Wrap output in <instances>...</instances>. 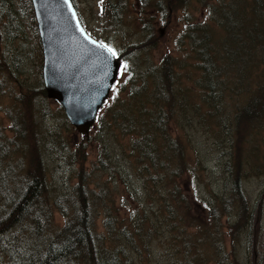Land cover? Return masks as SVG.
<instances>
[{
  "label": "rangeland",
  "instance_id": "374dc122",
  "mask_svg": "<svg viewBox=\"0 0 264 264\" xmlns=\"http://www.w3.org/2000/svg\"><path fill=\"white\" fill-rule=\"evenodd\" d=\"M112 1L115 0H109L110 4ZM122 1L123 12L119 19L115 20L109 17L110 7L107 4L104 11L100 10L101 0H73L86 32L121 57L119 76L110 90L109 97L99 109L98 116L106 120L114 112L122 110L123 105L117 102L128 100L129 89L132 87L147 82V92L150 94L156 82L154 78L160 76L157 72L160 63L163 60L171 61L173 75L171 72V77L167 78V81L171 80L176 90L181 89L183 94L181 93V96L177 94L174 105L164 109L165 120H168L171 126L169 132L173 138L185 144L184 149L190 164L194 165L197 162L200 169L204 170L200 182L201 194L204 193V188L216 190L219 194L218 203L223 201L226 204L232 193L231 200L237 201L234 205L239 206L247 202L250 204L249 209L260 208V212L256 214L258 220L250 229L254 236L250 242L252 247L256 248L253 256L245 260L240 258L243 254V243L235 245L232 251L239 258L240 264L264 262V258H261L263 254L256 253L264 249V108L254 113L255 115L245 116L237 112L247 99V91L252 93L259 85L264 86V49L255 46L249 51L250 44L231 62L230 58H225L231 52L229 48L225 49V45L227 43L231 45L232 36L211 18L221 4H232L237 9L241 8L243 0H160L159 11L145 7V3L141 4L142 0ZM260 1L264 6V0ZM250 2L254 3V0ZM14 6L19 8L20 3L17 2ZM18 15L21 20V32L10 26L12 23L10 17H0V54L7 57L10 50L16 52L21 50L18 56L25 63L18 85H12L10 81L5 80L4 86H0V133L3 134L5 130L10 137L15 138L13 141L10 139L11 142L2 138V141L9 145L8 151L4 153V159L12 166L10 174L19 183H15L12 178L9 179V183L14 187L22 188L34 174L42 175L44 192L36 202L41 203V210L46 217L49 213L52 215L53 227L56 228L65 222V217L60 213L63 205L66 206L67 213L81 207V198H77L80 196L79 192L73 190L78 181L77 170L82 168L86 175H90L87 172H90L92 164L96 161V150H99L101 143L103 145L102 140H107L109 144V158L113 161L111 164L117 168L131 166L128 157L131 150L130 142L134 133L138 131V125L126 130L119 119L120 125L105 124L102 128L96 119L87 135L79 133L75 126L69 123L62 107L46 95L42 78L43 52L35 16L33 23L24 13ZM261 19L264 21V7ZM245 23L247 24V20ZM197 26L200 28L195 32ZM10 28L16 32L8 36ZM257 28L264 38V23L257 24ZM203 33H207V36L205 41L201 42L198 36ZM193 34L195 36L191 38ZM201 46L218 48L216 52L219 59L218 69L224 79L231 73H241L247 64L233 92L226 83L219 86L218 91L222 98L219 102L215 100V103L228 120L227 130L226 126L217 125L221 118L218 115V105L213 108L211 102L203 98L208 88L200 81L201 65L197 56ZM167 81L166 84H169ZM126 102L133 104L134 98ZM147 106L151 105L147 103ZM17 109L19 110L15 113L17 127L15 135L8 125L12 123L9 114ZM107 132L113 137L112 142L106 138ZM157 138L159 139V136ZM197 160L203 162V167ZM235 169V174L243 183L242 190L249 195L247 197L250 201L244 198L237 200L239 187L235 184L238 182L233 184L236 180L233 178ZM100 175L101 180L98 179ZM88 176L87 179L83 178L86 180L81 183V186L87 183L85 194L83 190L80 191L84 199L91 201L95 230L102 232L104 207L96 200L98 187H95L93 182L100 180L99 184L104 186L105 192L106 190L113 192L114 180H110L106 170L95 171L92 177ZM133 180L134 183H139L135 175ZM224 183L227 184L226 189ZM117 185L116 190L120 196L123 189L119 180ZM183 186L189 189V195L192 194L190 184L185 178ZM68 188L73 190L71 193L76 196L62 198V194L68 191L66 190ZM92 188H95L94 195L88 193ZM192 195L194 196V193ZM199 196L195 198L198 202L207 197L206 194ZM113 199L119 200L116 195ZM46 200L49 205L42 204ZM255 200L257 203L253 204ZM74 201L77 202L73 204ZM205 201L212 205L209 197ZM222 207L224 205H220V208ZM124 212L128 213L126 209ZM222 212L231 215L230 210L225 209ZM225 220L222 218L223 232ZM242 228L241 226L238 229L241 233ZM170 234L164 231L155 239L148 241L146 246L140 245L138 254L135 250H127L133 257L128 264H173L181 253L178 252L177 242L169 240ZM255 238L259 241L255 242ZM227 241L226 245L229 246L230 242ZM5 260V264H9L8 257ZM3 262V256H0V264Z\"/></svg>",
  "mask_w": 264,
  "mask_h": 264
},
{
  "label": "trees",
  "instance_id": "16d2710c",
  "mask_svg": "<svg viewBox=\"0 0 264 264\" xmlns=\"http://www.w3.org/2000/svg\"><path fill=\"white\" fill-rule=\"evenodd\" d=\"M250 1L243 0L241 8L237 9L232 4L223 3L211 16L212 20H215L228 32V35L232 36L231 45L228 43L225 45V49L229 48L231 51L225 58H230L231 62L250 44L249 51L255 46L264 49V38L257 28V24L264 23L261 19L264 6L260 0H254V3ZM17 2L20 3L19 8L14 6ZM144 3L145 7L155 8L158 11L161 8L160 0H142L141 4ZM106 4L110 7L109 17L118 20L124 9L123 1L115 0L110 4L109 0H101L100 10L104 11ZM19 13H24L34 23L31 0H0V17H10L12 19L10 26H14L21 32ZM198 28L200 27L197 26L195 32H198ZM15 32L11 28L8 29V36ZM193 36L195 35L193 34L191 38ZM206 36L207 33H203L198 37L202 42L205 41ZM214 47L201 46L197 56L200 59L198 63L201 65L200 81H203L208 88L203 98L210 101L213 108L218 105L215 100L219 102L222 98L218 91L219 86L226 83L233 92L247 66L246 64L241 73H231L224 79L218 69L219 59L216 56L218 48ZM20 51L10 50L7 57L0 54V86H4L5 80L10 81L12 85H18L21 71L25 67V63L18 56ZM249 55L251 57L250 53ZM237 60L240 63V60ZM172 67L171 61L163 60L157 70L160 76L154 78L155 90L153 85L149 94L147 82L138 87H132L129 89L128 100L134 98L133 104L127 103L126 99L122 102L116 100L117 104L123 105L122 110L114 112L106 120L105 118L103 120L102 116L97 117L102 128L105 124H118L119 119L126 130L138 125V131L134 133L130 142L131 150L128 157L131 166L117 168L116 165L111 164L113 161L109 158V144L107 140H102L103 145L101 143L99 150H96V161L92 164L90 172H87L90 175H86L82 168L77 170L78 181L73 186V190L79 192L80 196L77 198H81V207L67 213L66 206L63 205L60 213L65 217V222L56 228L53 227L52 215L49 213L46 217L41 210V203L36 202V199L44 192L43 177L40 173L32 175L29 182L22 188L14 187L9 183V179L12 178L19 184L10 174L12 166L4 159V153L8 151L9 145L3 142L2 138L8 142L15 138L10 137L5 130L3 134L0 133V198L2 197L0 256L4 258L3 264L6 263V257L9 264H128L133 257L127 253V250H135L138 254L140 245L146 246L148 241L155 239L164 231L171 233L169 240L177 242L178 252L181 253L173 264H240L239 258L232 251L235 245L238 246L240 243H243V254L240 258L245 260L253 256L256 248L252 247L250 242L251 237H254L250 229L258 220L256 214L260 212V208L249 209L250 204L247 202L239 206L234 205L237 201L231 200L232 193L229 198L232 202L229 200L226 204L223 201L218 203L217 195L219 194L216 190L210 191L206 188L203 189V194L209 197L212 205H208L205 201L206 196L202 202L195 199L203 195L200 182L204 170L200 169L197 162L194 165L190 164L185 153V144L171 136L170 122L165 120L163 114L165 108L174 105L177 94L180 96L181 93L183 94L181 89L176 90L171 80L167 81L171 77V72L173 75ZM166 81L169 84H166ZM244 93H246L245 89ZM263 94L264 86L261 85L252 93L247 91V99L244 100L241 109L236 108L237 112L245 116L260 112L264 108ZM147 103L151 106L148 107ZM19 109L9 114L12 123L8 126L15 135L17 133L15 113ZM217 110L221 117L217 125L226 126L227 130L228 120L219 111V105ZM209 124L211 125V119ZM131 131L134 132V129ZM106 138L110 142L114 140L108 132ZM122 151L124 152L123 149ZM198 162L203 167V162ZM103 170L108 172L110 180H114V191H104V186L99 184L101 175L98 177L99 181L93 182L95 187H98L97 193L95 188L88 190V193L93 195L96 193L97 202L104 207L103 231L97 232L91 201L82 196L88 186L87 183L81 186V183L85 182L87 176L92 177L93 172ZM235 172L236 169L233 171V178L236 179L233 184L238 182L235 184L239 187L237 200L244 198L250 201L247 197L249 195L242 190L241 179ZM133 175L139 183H134ZM184 178L190 184L194 196L191 193L189 195V189L184 188ZM118 180L123 189L120 196L116 190ZM226 187L227 184L224 183V189ZM66 190L68 191L62 194V198L68 199L75 195L71 193L73 190L69 188ZM80 190L84 193L82 194ZM114 195L119 198L118 201L113 199ZM88 198L93 200L90 196ZM48 200L42 204L49 205ZM76 202L74 201L73 204ZM256 203L255 200L253 204ZM220 205L224 207L220 208ZM125 209L128 213L124 212ZM225 209L230 210L231 215L222 212ZM222 218L226 219L224 232ZM241 226L242 233L238 231ZM226 241L230 242L229 246L226 245ZM257 241L259 240L255 238V242ZM256 253H262L261 258H264V249Z\"/></svg>",
  "mask_w": 264,
  "mask_h": 264
},
{
  "label": "water",
  "instance_id": "95a60500",
  "mask_svg": "<svg viewBox=\"0 0 264 264\" xmlns=\"http://www.w3.org/2000/svg\"><path fill=\"white\" fill-rule=\"evenodd\" d=\"M31 2L46 95L62 107L79 133L87 135L118 78L120 60L86 33L71 0Z\"/></svg>",
  "mask_w": 264,
  "mask_h": 264
},
{
  "label": "snow or ice",
  "instance_id": "6c2138e0",
  "mask_svg": "<svg viewBox=\"0 0 264 264\" xmlns=\"http://www.w3.org/2000/svg\"><path fill=\"white\" fill-rule=\"evenodd\" d=\"M101 46L104 47V45H101ZM108 51L111 52L113 56L116 55V53L111 48H109Z\"/></svg>",
  "mask_w": 264,
  "mask_h": 264
},
{
  "label": "bare ground",
  "instance_id": "6f19581e",
  "mask_svg": "<svg viewBox=\"0 0 264 264\" xmlns=\"http://www.w3.org/2000/svg\"><path fill=\"white\" fill-rule=\"evenodd\" d=\"M244 171V170H243ZM242 172V171H241Z\"/></svg>",
  "mask_w": 264,
  "mask_h": 264
}]
</instances>
